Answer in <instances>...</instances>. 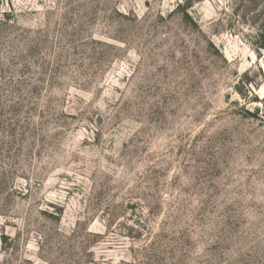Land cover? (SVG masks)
I'll return each instance as SVG.
<instances>
[{"label": "rangeland", "instance_id": "obj_1", "mask_svg": "<svg viewBox=\"0 0 264 264\" xmlns=\"http://www.w3.org/2000/svg\"><path fill=\"white\" fill-rule=\"evenodd\" d=\"M263 28L264 0H0V264H264Z\"/></svg>", "mask_w": 264, "mask_h": 264}, {"label": "trees", "instance_id": "obj_2", "mask_svg": "<svg viewBox=\"0 0 264 264\" xmlns=\"http://www.w3.org/2000/svg\"><path fill=\"white\" fill-rule=\"evenodd\" d=\"M258 46L260 48L264 49V28H263L262 32L260 33V35H259V45Z\"/></svg>", "mask_w": 264, "mask_h": 264}]
</instances>
